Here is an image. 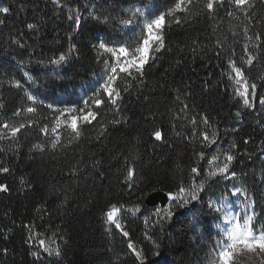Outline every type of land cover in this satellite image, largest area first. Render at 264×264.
I'll list each match as a JSON object with an SVG mask.
<instances>
[{
  "label": "trees",
  "instance_id": "1",
  "mask_svg": "<svg viewBox=\"0 0 264 264\" xmlns=\"http://www.w3.org/2000/svg\"><path fill=\"white\" fill-rule=\"evenodd\" d=\"M66 3L63 11L51 0H3L0 4L11 9L0 13V19H5L0 25V100L5 104L0 109V125L33 121L15 139L5 131L7 138L0 140V148L5 149L0 152V167L9 168L7 173L0 172V184L8 185L7 192H0V264H137L127 248L129 239L143 248L150 261L158 259L152 256L155 248L148 236L160 243L163 257L174 264H210L219 219L211 200L223 195L233 182L247 187L255 197V228L264 226V181L249 159L251 154L254 160L264 148V127L260 126L264 109H244L234 99L228 79L229 59L241 66L246 58L244 17L227 0L217 5L212 17L202 13L197 3L190 11H178L176 15L184 22L177 25L169 19L164 29L167 50L149 60L143 77L120 75L115 85L121 90L119 109L108 102L99 109L93 107L98 111L97 120L91 124L80 121L78 139L62 126L58 130L61 146L41 151L33 145H50L51 127L60 110L84 107L83 102L91 103L101 88L104 78L95 83L92 78L104 72V60L113 58L97 49V37L106 42L118 37L120 43L134 44L141 35V27L135 23L124 26L116 19L105 23V15L128 19L131 14L121 13V9L140 7L145 12L142 25L150 18L148 11L159 8L164 12L175 0H114L110 5L96 0L95 16L86 9L89 0ZM69 9L79 10L80 29L67 18ZM229 11L234 12L232 17L227 15ZM255 11L258 18L264 17V0H255ZM27 23L38 24L39 32H29ZM252 24L256 31L264 32V20ZM17 41L25 47L18 48ZM72 43L77 51L69 56L71 64L61 68L49 64ZM253 54L259 60L252 67L244 65L245 74L257 82L258 95H264V47ZM25 71L31 72L35 83L24 77L23 87L16 88L8 82L21 79ZM36 89V101H28L25 93L36 94ZM185 104L188 108L181 112ZM29 106L37 108L35 114H16L18 108ZM203 115L209 118L207 127L218 134L217 143L208 148L193 135V118L197 131L206 130ZM101 124L107 131L97 139ZM44 126H48L47 135L41 131ZM156 128L162 129L164 139L157 141L150 135ZM245 140L249 142L245 144ZM233 142L237 149L232 170L239 179H220L218 186L202 194L195 232L191 231V218L184 224L173 220L164 225L163 232L154 218L146 220L154 210L145 203L150 193L174 192L179 182L190 183V169L197 163L206 174L207 161H198L196 154L204 151L210 158ZM126 160L136 172L131 184L124 179ZM95 162L99 163L94 167ZM73 167L79 168L75 174ZM110 205L122 206L119 215L129 237L106 223L103 214ZM137 205L140 211L133 214ZM40 235H53L61 255L49 256L42 250L37 242ZM37 251L39 258L31 254Z\"/></svg>",
  "mask_w": 264,
  "mask_h": 264
},
{
  "label": "snow or ice",
  "instance_id": "2",
  "mask_svg": "<svg viewBox=\"0 0 264 264\" xmlns=\"http://www.w3.org/2000/svg\"><path fill=\"white\" fill-rule=\"evenodd\" d=\"M52 4L63 11L64 8L68 7L66 0H51ZM3 0H0V4ZM114 0H105V4H112ZM194 3L200 4V11L208 17L214 16L217 5H223L225 0H175L174 6L167 9L164 12H160L159 8H154L147 12V17L141 25L140 21L145 19L144 9L140 7H134L130 9H121V13H130L128 19H120L117 17H111L110 15H105V23L108 19H116L121 25L132 26L134 23L136 26L141 27V35L138 37L137 41L133 43H120V38L110 37L108 41L100 39L97 37L98 43L96 47L102 52L109 53L112 56V61L104 60L103 63L107 69V76L104 83L101 85L100 90L95 94V98L91 99V103L85 100L84 107H65L60 110V113L55 118V122L51 127V133L53 138L50 140V145L46 144H36L33 145L34 148L44 151L47 147L56 149L61 146V135L59 129L63 126L71 130L74 138H79L81 132L79 130L78 121H83L86 124H91L93 121L97 120L98 111H93L92 108L97 109L104 105L106 102L116 109H119L118 101L121 98V90L117 88L116 82L123 74L127 78L143 77L145 66L148 64L149 60L158 58L156 54L161 53L162 50H167L164 39V29L169 23V19L174 21L177 25L183 23L184 21L176 15L178 11H190ZM232 8L240 13L244 17V21L247 23L243 24L242 32L245 37L246 43L244 44V54L245 59H243L241 66H237L234 59H229L228 64L230 72L228 73V79L231 82V87L233 91L234 99L240 101L241 106L244 109L256 110L259 106L264 109V95H258L257 93V82L250 79L245 74L244 65L252 67L254 62L259 60L258 55H254V51L258 52L261 47H264V32L256 31L252 22L255 21L256 25H260L264 17H257L255 11V0H227ZM96 0H89L86 5V9L90 11V14L95 16L98 9L95 7ZM103 7V5L101 6ZM9 7H0V13L7 14L10 12ZM229 17L234 15L233 11L227 13ZM67 18L72 21L76 29L81 28V17L78 9H69ZM237 19L240 17L237 16ZM5 23V19H0V25ZM26 28L29 32L38 33L39 25L36 23H27ZM252 35H249V32ZM77 34H79L77 32ZM235 35V33H234ZM69 40L72 37H68ZM18 48H24L25 45L16 42ZM114 44L116 46H109ZM196 41L193 40V45ZM195 50V48H193ZM77 51V45L72 43L66 51H60L55 58L49 60V64L55 66V68H61L66 64H71L72 61L69 60V56ZM219 55V53H217ZM6 63H11V61H5ZM180 63V61H177ZM65 75H67V69L65 68ZM26 77L28 81L35 83V80L29 71H25L21 79H11L8 82L14 85L16 88H22V80ZM103 78V77H102ZM31 87V84L29 85ZM126 91V89H125ZM36 94L32 92H26V98L28 101L35 102L37 95H39V90H35ZM101 93H103L104 98H101ZM5 104L0 100V109H3ZM188 108V105H184L181 112H184ZM21 111H26L30 114H35L37 111L36 107L29 106L26 109L18 108L16 114ZM241 113L237 111L236 115L239 116ZM203 123L206 126V130L197 131L196 130V120L192 119L193 124V135L198 136L201 140L202 146L208 148L215 145L218 140V134L215 130H211L207 126L209 125V118L207 115L201 117ZM33 123L32 120L25 122H20L18 124H11L5 122L0 125V140L7 138L5 131L15 139L17 134ZM264 127V124L260 125ZM41 131L46 135L49 131L48 126H44ZM107 131V127L101 124L100 131L97 135V139H100L104 133ZM150 135L154 137L157 141L164 139L162 129H154ZM180 135V133H177ZM249 141L245 140L244 143L247 144ZM237 145L233 142L229 148L222 152H217L210 158L206 156L204 151L196 154L197 160H206L209 166L206 174L203 169L197 163V166H193L190 169L191 182L185 184L183 181L177 184L176 190L169 191L166 193L167 206L155 207V201L153 200V195L150 194L148 199L153 203L154 211L150 214L148 219H155V224L159 226L160 231H164V225L171 223L175 220L177 223H188L189 218H191L192 228L191 231H196V225L200 223L197 218V213L200 211L198 204L203 199V195L208 189L216 187L219 185L220 179H225L228 181L238 180V174L236 171L232 170L233 161L236 159L235 150ZM5 151V149L0 148V152ZM264 148L259 149V154L256 155L255 159H252V155H249V159L252 161L253 165H256L258 175L262 181H264ZM257 161L259 163L257 164ZM99 162L94 163V167ZM126 164V175L124 177L125 181L129 184L134 183L136 179V172L134 166L130 164L129 161H125ZM9 168L0 167V172L7 173ZM79 171L78 167H73L72 172L75 174ZM203 176V178H201ZM8 185L0 184V192H7ZM244 197L243 201L232 200V197ZM264 198V195L261 196ZM220 201L219 207H215L217 212L223 213L222 221L224 227L221 229L222 237L221 240L217 242V247L214 249L215 255L211 258L210 264H239V257L245 256L250 261L251 264H264V226L255 228L253 226V221L257 218V213L255 211L256 199L249 192L247 187L237 186L236 184H231V187L223 194L222 198H218ZM242 204L244 208L243 220L241 221V214L233 210L234 205ZM122 206L110 205L108 210L103 214L108 225L114 226L121 235L125 238L129 237V232L125 231V227L122 223V218L119 215L122 211ZM140 211V207L137 205L132 209L133 214ZM7 238V237H5ZM32 238L29 237V240ZM147 239L152 240L155 250L152 252V256L157 257L156 260H149V256L145 253L143 248H138L131 239L127 243V248L130 250L131 254L134 256L137 264H174V262L167 260L163 257L160 251V243L153 240L151 236ZM39 245L43 247L44 251L49 255L60 256L61 250L58 247H53L49 244L47 240L40 239L38 241ZM54 244V241H53ZM7 253V249H4ZM34 257L39 258V252L31 253Z\"/></svg>",
  "mask_w": 264,
  "mask_h": 264
},
{
  "label": "rangeland",
  "instance_id": "3",
  "mask_svg": "<svg viewBox=\"0 0 264 264\" xmlns=\"http://www.w3.org/2000/svg\"><path fill=\"white\" fill-rule=\"evenodd\" d=\"M106 76H107V69L105 68L104 72L101 74V75H98V76H94L92 78V82H96L100 79H102V77L104 78V81L106 79ZM100 78V79H99ZM104 81L102 82V84L104 83ZM101 84V85H102ZM100 85V86H101ZM80 121H78L79 123ZM222 180H225V179H222ZM233 184H236L237 186H242L238 183H235L233 182ZM231 187V186H230ZM223 195H218L216 197H214L212 200H211V204L212 205H216V207H219V204H220V201L218 198H222ZM232 200H237V201H243L244 200V197L241 196V197H232L231 198ZM212 208L216 211L215 207L212 206ZM233 210L235 212H239L241 214V221L243 220V215H244V208H243V205L242 204H238V205H234L233 206ZM154 211V210H153ZM217 212V211H216ZM219 214V219L217 220L215 226H214V230L216 231L217 233V238H216V246H217V242L221 240V237H222V233H221V229L224 227V223L222 221V215L223 213H220V212H217ZM253 226L255 227V223L253 221ZM40 239H45L48 241L49 244H52L53 247H56V240L54 238L53 235H50V236H44V235H40L37 242L40 240ZM53 241H54V244H53ZM39 244V243H38ZM40 246V245H39ZM41 247V246H40ZM42 250L43 247H41ZM239 264H251V261L245 257V256H241L239 257Z\"/></svg>",
  "mask_w": 264,
  "mask_h": 264
},
{
  "label": "water",
  "instance_id": "4",
  "mask_svg": "<svg viewBox=\"0 0 264 264\" xmlns=\"http://www.w3.org/2000/svg\"><path fill=\"white\" fill-rule=\"evenodd\" d=\"M150 194H154L153 195V200L155 201V207H162V206H167V201L165 199L166 197V192L162 191V190H156L153 191ZM149 194V195H150ZM149 195L146 197L145 199V203L150 206V207H154L153 203L151 201H149L148 197Z\"/></svg>",
  "mask_w": 264,
  "mask_h": 264
}]
</instances>
